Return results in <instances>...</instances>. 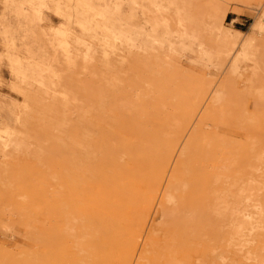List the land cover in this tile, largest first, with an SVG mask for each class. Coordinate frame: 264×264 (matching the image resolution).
I'll use <instances>...</instances> for the list:
<instances>
[{
    "label": "rangeland",
    "instance_id": "1",
    "mask_svg": "<svg viewBox=\"0 0 264 264\" xmlns=\"http://www.w3.org/2000/svg\"><path fill=\"white\" fill-rule=\"evenodd\" d=\"M0 264H264V0H0Z\"/></svg>",
    "mask_w": 264,
    "mask_h": 264
}]
</instances>
